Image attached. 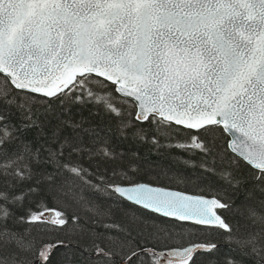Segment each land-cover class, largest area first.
<instances>
[{
  "label": "snow or ice",
  "instance_id": "6c2138e0",
  "mask_svg": "<svg viewBox=\"0 0 264 264\" xmlns=\"http://www.w3.org/2000/svg\"><path fill=\"white\" fill-rule=\"evenodd\" d=\"M93 84L113 86L125 104L131 98L134 120L155 123L160 135H171L177 126L197 133L221 130L230 139L216 155L231 166L221 178L237 187L254 180L264 193V0H0V264H196L201 254L205 264H237L228 254L217 258L220 246L211 239L157 253L135 243L146 227L137 217L125 214L105 223L110 210L84 204L92 217L69 218L59 206H47L49 195L64 207L80 202L75 181L61 170L82 179L84 169L61 161L66 148L82 150L81 132L94 138L99 133L71 119L45 132L33 119L36 96L58 99L65 109L103 107L117 118L122 137L135 127L133 113L123 119L112 92L100 95ZM33 128L44 142L23 138ZM133 135L145 139L140 128ZM102 145L88 155L114 161L119 154ZM176 147L207 155L216 145L193 135ZM241 161L253 170L247 177L235 175ZM22 183L27 191L17 194ZM109 187L165 219L223 231L225 243L237 246L232 251L264 264V199L235 209L244 219L236 232L246 229L236 239L220 214L232 209L231 199L187 197L144 183ZM33 199L35 209L24 207ZM9 222L28 227L20 231ZM151 227L154 239L169 237L163 224ZM60 249L65 251L57 255Z\"/></svg>",
  "mask_w": 264,
  "mask_h": 264
},
{
  "label": "trees",
  "instance_id": "16d2710c",
  "mask_svg": "<svg viewBox=\"0 0 264 264\" xmlns=\"http://www.w3.org/2000/svg\"><path fill=\"white\" fill-rule=\"evenodd\" d=\"M98 94L104 95L112 92L111 85L105 88L103 85H92ZM16 93L13 92V95ZM112 102L122 109L124 113L123 119H129L127 113H133L131 119L135 123V127L128 131L126 137H122L117 132V118L113 114L106 113L103 107L96 108L92 103L87 105L73 104L70 109H65L60 100H46L42 96L35 97V103L32 105L33 119L38 120L44 125V131L51 133V129L57 125L60 119H71L73 121L84 120L85 128L94 127L98 130V137L81 132L82 140L77 141L81 145L82 150L79 152L71 151L66 148L62 163L70 166L82 167L84 171L81 173L82 179L76 177L67 170L62 169L63 177L70 181H75L77 195L82 197L80 202H68V207L58 205L56 199L49 195L47 197V206H59V210L65 211L69 218L73 213L77 215H89L83 207L87 204L89 209H95L97 212L111 211L112 217H105L104 222L121 221L125 214L129 217H137L141 219L146 227L142 233L143 239L137 238L135 243L141 248H153L156 251H167L172 248L188 246L190 243L202 242L207 239L214 240L219 244V251L215 253L217 258H223L225 254L233 256L237 264H253V260L247 256L241 255L237 251H232L237 246L235 242L231 245L225 243L226 233L223 231L217 233L215 230H205L197 228L194 225L180 223L177 221L165 219L140 207H137L128 201L119 197L113 192L109 185L129 186L132 183H144L158 186L166 189L176 190L192 195H203L211 197L215 195L217 198L231 199L233 207L230 210H220V214L225 218L226 222L233 225L234 235L236 239L241 238L246 229L240 228L236 232V223H244L243 217L235 211L240 208L243 210L245 203H254L255 199H264V193L255 189L256 181L248 180L246 183L234 186L226 183L221 178L222 169L231 170V166L225 163L221 164L217 152H223L227 147L230 137L223 134L221 130L212 129L209 133H197V131L188 130L177 126L178 130L169 136L160 135L157 131V125L152 122L140 123L134 120L136 111L134 103H123V99L112 92ZM15 111V109H13ZM18 115L13 117V121L19 125ZM162 130L168 131L166 126H159ZM136 128L143 130L145 139L134 136ZM71 130L67 129L64 135H70ZM193 135H199L201 140L206 143L214 140L215 149L210 154H205L197 149H181L176 147L179 143H189ZM156 137L157 143L152 142V138ZM24 139L39 140L44 142V138L37 136V129L33 128L27 131ZM102 142H106L107 146L117 152L119 155L114 161L105 162L99 157H90L87 150H95L101 147ZM55 147V146H53ZM231 154L229 153V156ZM115 170V171H113ZM253 170L242 161L240 168L235 172L237 177H247ZM21 188L26 192L27 188L22 183L20 188H16L17 194H20ZM251 192V197L248 193ZM24 207H32L35 209V200L32 204L24 202ZM24 208H21L18 214H23ZM163 224L169 232V237L161 236L159 240L149 235L154 231L152 225ZM9 227L23 231L27 228V224H13L9 222ZM103 231V229H98ZM65 249H60L63 253ZM145 258V257H142ZM56 259V256L53 257ZM196 264H205L206 257L201 254L195 257Z\"/></svg>",
  "mask_w": 264,
  "mask_h": 264
},
{
  "label": "water",
  "instance_id": "95a60500",
  "mask_svg": "<svg viewBox=\"0 0 264 264\" xmlns=\"http://www.w3.org/2000/svg\"><path fill=\"white\" fill-rule=\"evenodd\" d=\"M129 100L131 101V102H133L132 101V99L131 98H129ZM134 103V102H133ZM145 122H147V121H145ZM145 122H143V123H145ZM179 127H182V126H179ZM182 128H184V127H182ZM186 129V128H185ZM189 130V129H188ZM192 131H196V130H192ZM152 187H154V188H162V187H157V186H153V185H151ZM122 187H129V186H122ZM163 189H165V188H163ZM166 190H168V192L169 193H173V194H175V193H183V192H180V191H176V190H169V189H166ZM185 196H187V197H194V196H197V195H192V194H187V193H183ZM118 195V194H117ZM119 196V195H118ZM120 197V196H119ZM124 199V198H123ZM124 200H126V199H124ZM127 201V200H126ZM129 202V201H128ZM130 203H132V204H134L133 202H130ZM135 205V204H134ZM137 206V205H136ZM138 207H140V206H138ZM140 208H142V207H140ZM143 209V208H142ZM145 210V209H144ZM150 212V211H149ZM152 213V212H151ZM160 217H162V216H160ZM164 218V217H163ZM169 220H173V219H169ZM173 221H175V220H173ZM180 223H186V224H191V225H193L191 222H180ZM156 251V250H155ZM167 251H169V250H167ZM167 251H156L157 253H159V252H167Z\"/></svg>",
  "mask_w": 264,
  "mask_h": 264
},
{
  "label": "flooded vegetation",
  "instance_id": "af4514ba",
  "mask_svg": "<svg viewBox=\"0 0 264 264\" xmlns=\"http://www.w3.org/2000/svg\"><path fill=\"white\" fill-rule=\"evenodd\" d=\"M129 186H131V185H129ZM197 196H199V195H197Z\"/></svg>",
  "mask_w": 264,
  "mask_h": 264
}]
</instances>
